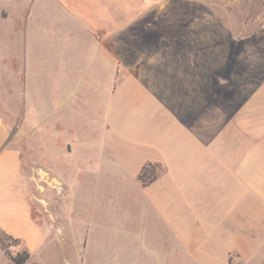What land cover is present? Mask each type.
<instances>
[{
    "label": "crops",
    "instance_id": "1",
    "mask_svg": "<svg viewBox=\"0 0 264 264\" xmlns=\"http://www.w3.org/2000/svg\"><path fill=\"white\" fill-rule=\"evenodd\" d=\"M164 6L165 0H35L19 25L22 50L18 62H12L18 76L7 84L3 73L11 61L0 50V230L25 240L29 249L42 233L26 207L21 152L13 145L11 123L25 121L27 103L33 105L29 90L37 56L31 47L34 41H49L44 57L57 60L48 78L55 106L72 104L82 91L81 106L86 107L75 105L76 115L94 110L84 90L97 84L99 75L110 74L106 156L98 148V163L109 165L120 181H134L142 216L162 223L170 235L165 245L182 252V263L255 264L264 257V81H242L234 93L238 100L234 94L219 97L233 79L214 75L204 83L205 67L196 60L202 53L194 47L187 69L198 78L189 75L179 82L173 68L132 64V41L139 33L151 37L147 31L158 24L154 12ZM168 24L173 23L160 26ZM181 38L160 34L149 41L150 50L164 61L173 54L182 57L176 45ZM159 40L167 41L155 46ZM122 48L127 55L119 53ZM62 52L67 56L59 61ZM73 72L82 76H70ZM157 82H179L176 95L166 90L160 95L156 90L165 86ZM54 111L58 114L59 108ZM89 131L92 136L101 132L97 127ZM56 156H62L59 147ZM148 163L159 165L160 174L143 187L138 176ZM152 230L143 227V233ZM130 239L141 249L154 248L160 240L145 234Z\"/></svg>",
    "mask_w": 264,
    "mask_h": 264
},
{
    "label": "rangeland",
    "instance_id": "2",
    "mask_svg": "<svg viewBox=\"0 0 264 264\" xmlns=\"http://www.w3.org/2000/svg\"><path fill=\"white\" fill-rule=\"evenodd\" d=\"M34 1L0 0V50L11 61L3 73L4 84L18 76L12 62H18V51L22 50L20 41L23 33L19 25ZM165 2L162 10L154 12L158 24L147 31L151 37L139 33L132 41L129 48L134 57L132 64L143 62L153 65L154 62L159 69L165 66L173 68L179 73V82L189 75L198 78V73H191L187 69L190 68L187 66L190 48L194 47L202 53L196 60H200L205 67L201 72L204 83H211L214 75L231 76L233 79L231 87L220 92L219 97H230L244 80L253 84L264 81V0ZM25 17L29 22L28 15ZM162 21L173 24L162 27ZM29 32L27 30V35H30ZM35 32L36 29L31 30V35H35ZM163 33L170 38L183 37L179 39L180 42L175 40L176 45L183 49L182 57L173 54L164 61L160 54L150 50L149 41ZM184 37L194 38V41ZM162 41H155V46ZM172 44L174 42L169 45ZM49 49V41L44 44L34 41L31 51L37 56V64L33 76L27 71V77L32 76L29 94L33 105L27 103L25 121L11 123L13 140H16L13 145L21 152L26 207L42 233V239L35 241L34 249H29L23 240L31 255L27 264H183L182 252L174 245H165L170 235L162 223L142 216V206L134 199L137 188L134 181H120L111 175L109 165L98 163L102 156L97 152L98 148L106 156L104 132L110 102V74L99 75L97 84L84 90L87 99L94 104V110L81 112L83 116L76 115L75 105L86 107L81 106L82 91L72 104L55 106L53 103L48 78L57 60L44 57ZM119 53L127 55L128 52L122 48ZM66 56L62 52L58 60L66 59ZM70 76L81 77L82 74ZM178 83L168 86L166 82H157L164 84L165 89L156 91L160 95L165 90L171 91L167 94L176 95L174 85ZM234 96L235 100L240 99L238 92ZM78 100L80 105H77ZM56 108H59L58 114L54 111ZM91 127H97L101 132L92 136L89 131ZM57 147L61 157L56 156ZM68 148L72 151L66 156ZM52 153L55 154L52 156L53 163ZM143 227L155 231L143 233ZM28 232L34 234L33 231ZM143 234L160 240H155V247L150 250L145 247L141 249L142 246L137 248L130 238ZM19 250V247L10 249L13 255ZM0 264H14L1 248ZM255 264H264V257Z\"/></svg>",
    "mask_w": 264,
    "mask_h": 264
},
{
    "label": "trees",
    "instance_id": "3",
    "mask_svg": "<svg viewBox=\"0 0 264 264\" xmlns=\"http://www.w3.org/2000/svg\"><path fill=\"white\" fill-rule=\"evenodd\" d=\"M161 167L152 163L146 164L138 176L143 187L154 183L160 174ZM12 247H19L20 250L16 255L10 251ZM0 248L14 264H27L31 258L30 252L25 248L21 239L14 238L12 235L6 234L0 230Z\"/></svg>",
    "mask_w": 264,
    "mask_h": 264
}]
</instances>
